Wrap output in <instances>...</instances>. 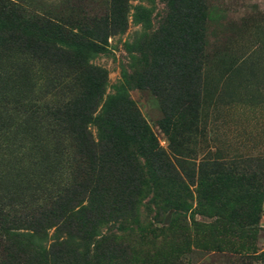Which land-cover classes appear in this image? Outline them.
Instances as JSON below:
<instances>
[{
  "label": "rangeland",
  "instance_id": "rangeland-1",
  "mask_svg": "<svg viewBox=\"0 0 264 264\" xmlns=\"http://www.w3.org/2000/svg\"><path fill=\"white\" fill-rule=\"evenodd\" d=\"M3 1L13 9L0 14V37L25 30L39 47L33 56L18 40L0 45V207L50 220L0 226V264H59L63 250L93 264L95 232L61 224L83 192L61 194L59 181L85 182L105 161L100 147L79 153L76 111L91 119L136 113L167 157L189 164L174 165L185 192L135 145L119 152L136 157L145 192L137 220L118 233L123 253H105L103 264H264V0H126L122 30L104 28L110 0ZM95 25L103 45L70 37L87 38ZM90 67L106 73L101 98L70 104L53 122L51 106L86 94ZM25 100L34 106L21 108ZM85 127L96 143L98 126ZM46 151L54 157L43 164Z\"/></svg>",
  "mask_w": 264,
  "mask_h": 264
},
{
  "label": "trees",
  "instance_id": "trees-1",
  "mask_svg": "<svg viewBox=\"0 0 264 264\" xmlns=\"http://www.w3.org/2000/svg\"><path fill=\"white\" fill-rule=\"evenodd\" d=\"M7 4L10 3L0 0V14H3L6 8L10 9V11L13 9V6H6ZM125 4L126 0H110V8L108 10L110 16L104 18V28H107L109 25L112 29L116 28L122 30L124 28L126 24ZM52 21H47V25L49 27H55L62 33L60 23L58 21L55 23V20ZM89 31V36H87V38H82L77 33L71 34L70 37L79 40L85 46H92L95 48L97 46L96 44L103 45L106 43V35H102V31L99 30L97 25L90 28ZM12 33H15V31L13 30ZM18 35L8 34V37L1 36L0 42L2 43H0V45L5 42L18 40L19 43H21L20 45H22L27 52L35 56L38 53L39 41L34 38V35L25 33V30L21 31ZM78 36L86 40V42H82V39L78 38ZM79 41L77 44L82 47ZM105 82L106 73L100 68L90 67L85 80L86 87L83 90V93L86 94L82 95V93H80V96L72 100H61L62 102L51 106L49 110H52L50 111L52 121H57L56 123L58 124L62 123L61 120H56L53 115H61L63 110L68 109L70 104H74L76 108L77 106L83 107L84 98L88 100L86 107H92L94 100L101 98L104 92ZM20 105L21 108H31L34 106V104L26 100ZM122 106L132 111L131 102L127 101L125 104L123 103ZM75 116L76 120L73 123L76 124V126L73 130L74 132L70 133L77 145L79 153H84L93 146L100 147L101 155L104 156L105 161L98 163L96 159L98 163L97 173L93 178L92 176L86 178L85 182L78 181L69 183V179L64 183L59 181V183H62V190H60L61 194L69 189H72V193L76 195H80V192H83V199H81L78 205V210L70 213L68 216H64L61 224L67 225L71 230L85 232V235L93 233L94 231L95 239L93 241V252L95 253V259L93 264H103L105 253L106 255L107 253L113 254L109 258L116 259L120 258L123 253V242L119 240L118 233L125 230L126 226L133 224L135 220H137L139 202L143 199L142 197L145 192L142 187V177L139 175L136 168L132 166V163L137 160L136 157L129 158L124 155L125 152L121 153L124 157H120L119 152H121L122 149L126 150L128 145H135L138 149L137 154H139V156L143 158L149 156V159L157 160L160 171L168 178L169 184L172 185L175 181L179 182L185 192L189 189L184 186V182L180 180L175 166L182 167L183 165L188 166L189 164L180 162L177 158L171 160L167 157L163 149L159 147L149 127L140 119V115L138 116L136 113H131L128 116L123 115L125 117L118 118L120 116L117 117L113 114L109 116L106 115L105 112V114H99L97 117L91 119L89 111H76ZM90 120L92 123L95 122L96 126H98L96 143L91 138L90 133L86 132L85 126L87 123L91 122ZM58 134L63 140L67 138L61 133ZM180 135L178 132L170 134V148L173 147V150L177 148L175 141L180 139ZM57 144H55L54 147ZM54 151L55 149L52 150V152ZM47 153L50 155L48 156ZM52 157H54L53 153L46 151L43 155L42 163L46 164V162L51 161ZM76 189H78V191H76ZM61 194H56L54 199L56 201L61 200ZM8 204L1 205L0 207V226L15 223L38 226L50 220L48 214L46 216L32 215L31 213L35 210L29 214H23L21 217L16 216V214H20V209L15 210L14 214L10 215L6 213L5 209L9 206ZM22 204L21 202L10 203L14 208ZM54 207L56 210H54L53 213L50 212L52 218L59 215L56 213L57 207ZM37 208L39 209V206ZM8 211H12V209H8ZM42 212H44V210H42ZM58 212L62 213V211ZM47 213L49 212L47 211ZM103 228H105L106 231H108V228L114 229L113 234L109 236L102 235ZM67 235L71 234L68 233ZM64 242L65 241L59 242L58 245H62ZM79 258L80 256L76 250H71L69 253L63 250L59 251L56 257L57 261L55 262L59 264H89L86 261H84V263L83 261L82 263L74 261Z\"/></svg>",
  "mask_w": 264,
  "mask_h": 264
}]
</instances>
